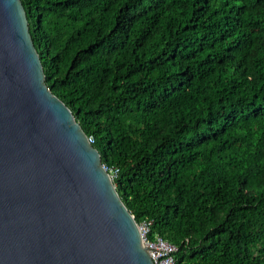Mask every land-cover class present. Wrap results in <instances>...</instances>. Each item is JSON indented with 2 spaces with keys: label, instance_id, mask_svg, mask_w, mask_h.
Returning a JSON list of instances; mask_svg holds the SVG:
<instances>
[{
  "label": "trees",
  "instance_id": "16d2710c",
  "mask_svg": "<svg viewBox=\"0 0 264 264\" xmlns=\"http://www.w3.org/2000/svg\"><path fill=\"white\" fill-rule=\"evenodd\" d=\"M45 84L174 264H264V0H20Z\"/></svg>",
  "mask_w": 264,
  "mask_h": 264
},
{
  "label": "water",
  "instance_id": "95a60500",
  "mask_svg": "<svg viewBox=\"0 0 264 264\" xmlns=\"http://www.w3.org/2000/svg\"><path fill=\"white\" fill-rule=\"evenodd\" d=\"M0 264H153L100 154L46 86L20 0H0Z\"/></svg>",
  "mask_w": 264,
  "mask_h": 264
},
{
  "label": "built area",
  "instance_id": "2783aa9c",
  "mask_svg": "<svg viewBox=\"0 0 264 264\" xmlns=\"http://www.w3.org/2000/svg\"><path fill=\"white\" fill-rule=\"evenodd\" d=\"M88 141L92 143L91 138H88ZM104 168L107 171L106 167ZM108 174L113 181L116 171H110ZM138 229L142 243L147 248L148 254L153 264H174L173 253L176 252V248L174 246L166 243L160 237L151 239L149 237V224L146 222L141 223L138 226Z\"/></svg>",
  "mask_w": 264,
  "mask_h": 264
},
{
  "label": "clouds",
  "instance_id": "9594fccd",
  "mask_svg": "<svg viewBox=\"0 0 264 264\" xmlns=\"http://www.w3.org/2000/svg\"><path fill=\"white\" fill-rule=\"evenodd\" d=\"M140 224H137V226H139ZM138 231H139V229H138Z\"/></svg>",
  "mask_w": 264,
  "mask_h": 264
}]
</instances>
